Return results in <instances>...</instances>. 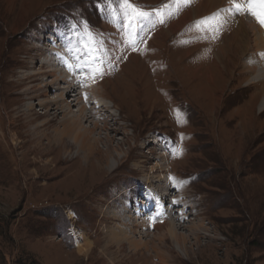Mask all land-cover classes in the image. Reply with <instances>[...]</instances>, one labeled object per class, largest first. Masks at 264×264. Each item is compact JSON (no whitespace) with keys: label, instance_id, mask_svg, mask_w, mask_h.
<instances>
[{"label":"rangeland","instance_id":"obj_1","mask_svg":"<svg viewBox=\"0 0 264 264\" xmlns=\"http://www.w3.org/2000/svg\"><path fill=\"white\" fill-rule=\"evenodd\" d=\"M206 1L0 0V264H264V60ZM51 45L98 97L62 94ZM79 107L114 171L63 133Z\"/></svg>","mask_w":264,"mask_h":264},{"label":"bare ground","instance_id":"obj_2","mask_svg":"<svg viewBox=\"0 0 264 264\" xmlns=\"http://www.w3.org/2000/svg\"><path fill=\"white\" fill-rule=\"evenodd\" d=\"M226 2H230V3H232L231 2V0H207L206 1V5L205 6H203V10L202 11H204L205 9H213V8H215V7H217V6H220V5H222L223 3H226ZM240 4H242V3H244V4H246L247 5V0H240V2H239ZM228 7V6H227ZM201 8V7H200ZM231 6L230 7H228V9H229V11L231 10ZM227 9V10H228ZM195 10H197V9H195ZM200 10V9H199ZM245 10L247 11V9H246V7L244 8V13H246L245 12ZM256 11L257 12H259L260 11V9H259V7H257L256 8ZM200 12V11H199ZM190 13V12H189ZM188 13V14H189ZM193 13H194V11H193ZM195 13H196V11H195ZM229 13H231V12H229ZM249 13V12H248ZM198 14V13H197ZM242 14V13H241ZM239 15V14H238ZM244 15V14H243ZM243 15H241V17H240V19L238 20L237 19V21L235 22V24H237V28H236V34H233V35H231V38H230V44L229 43H227V48H228V53H230V55L234 58V57H240L238 54V52L239 51H236L235 50V47H233L232 46V44H233V42H236V44H238V48H242L243 49V52H246V55L247 54H249L248 53V50H250V53H252L253 52V54L255 53V54H259L260 56L258 57V58H256L255 56H251L250 58H249V60L247 61L250 65H252V66H254L255 65V63H256V60H255V58L256 59H258V60H264V27H262L261 26V24L260 23H258L257 22V19L253 16V15H246L245 17H242ZM191 16V15H190ZM193 16V15H192ZM195 16H196V14H195ZM230 18V17H229ZM192 19V18H191ZM190 19V20H191ZM235 19V18H234ZM184 20V19H183ZM182 20V21H183ZM234 22V21H233ZM180 24V23H179ZM185 24V23H184ZM178 26V25H177ZM175 27V26H174ZM179 27H180V25H179ZM177 30H178V28H177ZM168 31V30H167ZM164 35V32H162L161 31V33H159V34H156L155 36H156V39L157 38H159V37H162ZM81 40L80 39H78V41H75L74 40V45H82L83 47H84V44L81 42V44L79 43ZM61 44H64V42H61ZM65 45V44H64ZM58 45H51L50 46V48H48L47 49V51H48V53H52V54H55V55H57V54H60V52L61 53H64V52H67L66 50H62V48L61 47H57ZM60 46V45H59ZM71 46H73V45H71ZM71 46H69V47H71ZM65 48H68V47H66L65 46ZM74 48V47H73ZM85 48V47H84ZM71 49V48H70ZM75 50V49H74ZM239 50V49H238ZM79 51V50H78ZM220 51V50H219ZM72 53V52H71ZM65 55H63V57H64V59H63V57H62V60H61V58H59V56L58 57H52V56H50V57H52V59H50V61L49 62H53L54 61V63H56V65L53 63H51L54 67H59V66H63V65H67L68 67L67 68H69V70H64V68H61V70L60 71H62V73H58V76H57V73H56V69L55 70H48V72H51L52 74H51V76H56V81H63V82H66V84L68 85V83L70 84V86H67V88H66V90H64L63 88V92H62V94H66V95H69V93H71L73 96L72 97H74V99H72L71 100V102L73 103H75V102H78L79 103V101H77L76 99V93H75V91H76V89H72V88H74L75 87V85L76 84H74L75 82H77L78 83V85H79V83H82V86L80 85V87H79V89L80 88H84V90H83V93H85V94H87V96H93V98L96 96V93H97V90H95V91H92L93 90V88L92 89H90V87H92V86H89V85H87L88 84V81H89V79H88V77H89V75L87 74L88 73V71L89 70H87V68H85L86 67V61H81L74 53L73 54H70V55H68V54H66V53H64ZM80 55V54H79ZM241 55V54H240ZM255 57V58H254ZM58 58V59H57ZM237 58V59H238ZM216 59V58H215ZM47 62V61H46ZM215 62L217 63V64H215V67H216V65H219V58L217 59V61L215 60ZM48 63V62H47ZM263 63H264V61H263ZM214 65V64H213ZM49 66V65H48ZM80 66H82L83 67V69H84V71L82 70V74H81V71L79 72V68H80ZM218 67V66H217ZM244 67V66H243ZM247 67V69L246 70H248V69H254V68H252V67H249L248 68V66H246ZM245 67V68H246ZM244 68V69H245ZM48 69V68H47ZM261 69H263V67H262V63L260 62V70ZM87 70V71H86ZM254 72H257V79L256 80H258V78H259V81H257V82H260V83H258V84H260V90H261V94H262V99H261V106H263V107H261V108H259V113H263L264 112V75H260L259 73H258V71H256L255 69L253 70ZM209 72H210V70H209ZM56 73V74H55ZM209 75H211V74H209ZM262 76V77H261ZM213 78V77H212ZM80 79V80H79ZM77 80V81H76ZM253 80H255V77H254V79ZM253 80L251 81V83L250 84H252V83H254L253 82ZM87 81V82H86ZM112 84V83H111ZM110 84V85H111ZM89 92V93H88ZM70 94V95H71ZM62 96L61 95H59L58 97H56V99H54L53 101H47V103H51V104H53V105H56L57 104V102H61L62 101V98H61ZM64 97V96H63ZM96 97H98V96H96ZM93 98H91V99H93ZM98 99V98H97ZM82 101V100H81ZM86 101V100H85ZM98 102V101H97ZM89 103V102H88ZM95 103H96V100H95ZM81 104V103H80ZM97 104V103H96ZM43 105V104H42ZM52 105V106H53ZM66 105V104H65ZM83 106V105H82ZM81 106V107H82ZM86 106V105H85ZM89 106V105H88ZM81 107H79V109L78 110H76V111H74V113H76V117H73V115L72 116H70V117H68V119H66V121L68 122L66 125H65V128H64V134L66 135V136H68V137H70L71 139H72V143H74V145L78 148V151L79 152H85V154L86 155H84L85 156V159H86V165H90L91 163H93V166L95 165V166H98V165H100L101 164V162H107V160H105L103 157H101V153L96 149V146H95V143H92L91 141H90V138H89V135L90 134H92L93 133V129H95V128H92V129H90V127H84L83 126V124H82V120L80 119V117H81V115H83L82 113L83 112H85V111H87V109H88V107H86L87 109H81ZM97 109H103V108H105L106 106L104 105V103L103 102H101L100 103V101L98 102V104H97V106H95ZM67 106H62V108H61V110H67ZM107 108V107H106ZM51 110H53V109H51ZM87 114V113H86ZM75 115V114H74ZM94 115V114H93ZM235 116V115H234ZM84 117V116H83ZM244 119V118H243ZM66 123V122H65ZM241 124V123H240ZM243 124H244V122H243ZM242 124V125H243ZM95 127V126H94ZM238 128V127H237ZM251 128V127H250ZM63 129V128H62ZM38 147V146H37ZM62 147H64V146H62ZM65 147H66V144H65ZM59 150V149H58ZM60 151V150H59ZM61 151H63V150H61ZM78 155V154H77ZM78 157H80V156H78ZM81 158H82V156H81ZM112 158V157H111ZM110 158V159H111ZM78 159V158H77ZM92 160H94V161H92ZM104 160V161H103ZM71 161H72V159H71ZM75 165V164H74ZM85 165V166H86ZM80 168V167H79ZM89 168V167H88ZM106 169L107 170H109L110 172L111 171H114L113 170V166H112V164H109V162H107V165H106ZM97 170V169H96ZM75 183V182H74ZM167 183V182H166ZM174 188H175V186H174ZM157 191V190H156ZM155 191V192H156ZM167 191V190H166ZM158 193V192H157ZM164 193V192H163ZM164 195V194H163ZM168 195V194H167ZM163 203V202H162ZM161 202H160V204H162ZM164 206V205H163ZM159 209H160V211L161 210H164V207H159ZM162 212H159L158 213V215L159 214H161ZM151 214V213H150ZM164 217V216H163ZM176 232V227H174V222L172 221H170V227L168 228V233L169 234H172V236H173V234H176L175 233ZM85 252V250H83V249H79V252L78 253H84Z\"/></svg>","mask_w":264,"mask_h":264},{"label":"snow or ice","instance_id":"obj_3","mask_svg":"<svg viewBox=\"0 0 264 264\" xmlns=\"http://www.w3.org/2000/svg\"><path fill=\"white\" fill-rule=\"evenodd\" d=\"M233 3V11L236 13H242L244 11L243 5L237 2V0H231ZM125 3L127 4V0H125ZM259 7L260 11L257 12L256 8ZM247 11L253 15L257 22L261 24L262 27H264V0H247ZM136 17L139 19H147L148 14L140 11H136ZM87 99V96L85 97Z\"/></svg>","mask_w":264,"mask_h":264}]
</instances>
